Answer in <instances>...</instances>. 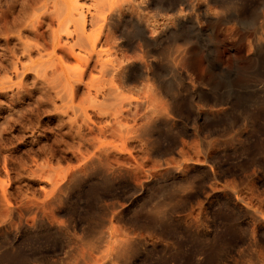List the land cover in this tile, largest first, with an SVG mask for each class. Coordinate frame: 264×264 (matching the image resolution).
I'll return each mask as SVG.
<instances>
[{
	"label": "rangeland",
	"instance_id": "rangeland-1",
	"mask_svg": "<svg viewBox=\"0 0 264 264\" xmlns=\"http://www.w3.org/2000/svg\"><path fill=\"white\" fill-rule=\"evenodd\" d=\"M162 1L0 0V264H264V0H184L167 28ZM110 80L123 125L157 99L132 139L98 134Z\"/></svg>",
	"mask_w": 264,
	"mask_h": 264
},
{
	"label": "bare ground",
	"instance_id": "bare-ground-1",
	"mask_svg": "<svg viewBox=\"0 0 264 264\" xmlns=\"http://www.w3.org/2000/svg\"><path fill=\"white\" fill-rule=\"evenodd\" d=\"M164 2H166L167 4L166 5H164V6H160L159 8H161L163 11H165V12H170V13H174L173 15H171V14H169V16H167L166 18L167 19H164L165 20V22H164V26L163 27H165L166 26V28H167V25H169V23H171V24H175V23H180L181 21H180V18H179V16H178V14H176L175 12L177 11L178 12V6H179V8L180 7H182L181 5H184V4H186V3H188L187 1L185 2L184 0H164ZM163 1H162V4L164 3ZM204 2H205V4L207 5V10H209V7L210 6H213V7H219L221 10V12H220V15H221V18L222 19H232V18H234V17H237V12H236V10L235 9H231V7H230V9L229 8H227L226 6H224L225 5V0H204ZM179 3V4H178ZM161 4V5H162ZM227 5V4H226ZM122 8L123 7H121V6H119V7H117L116 8V10H118V11H116V13L118 14V12L120 13V11H122ZM183 8H184V6H183ZM185 8H187V9H190L187 5H186V7ZM195 8H196V6H195ZM195 8H193V9H195ZM74 11L76 10V12L77 11H79L80 10V8H77V7H74V9H73ZM112 10H113V8H111V9H108V14L109 13H112ZM182 10V9H181ZM181 10H179V11H181ZM196 11H199L200 10V8H196L195 9ZM105 11H107V9L105 10ZM114 12V11H113ZM69 16L71 17V19H73L72 21H73V23H74V25H75V27H76V32H77V35H78V38H77V43L79 44L78 46L79 47H82L83 48V50L85 49V50H88L89 49V47H88V43H87V41H86V39L83 37V34H84V29H85V20H84V18H82L81 19V17H79L80 18V20H77V19H74V17H72V10H69ZM122 13V12H121ZM164 13V12H163ZM180 13V12H179ZM182 13V12H181ZM215 13V12H214ZM115 14V13H114ZM116 14V15H117ZM165 14V13H164ZM202 14L205 16L206 15V12H202ZM239 14V13H238ZM252 14V13H251ZM202 15V16H203ZM207 17V16H206ZM241 17V16H240ZM249 17V16H248ZM204 18V17H203ZM247 18V17H246ZM246 18H245V20H246ZM243 19V18H242ZM241 19V20H242ZM253 19H254V17H253ZM249 20H250V18H249ZM226 21V20H225ZM240 23V22H239ZM244 23H246V22H244ZM247 23H248V21H247ZM181 24V23H180ZM80 39V40H79ZM57 40V39H56ZM78 40H79V42H78ZM7 41V40H6ZM58 45H59V43H58ZM81 48V49H82ZM11 50V49H10ZM10 50H8V51H10ZM14 50V49H13ZM13 50L11 51V56L13 55L12 53H13ZM55 50V49H54ZM26 51H28V50H26L25 49V53H26ZM29 52V51H28ZM25 53H23L24 55H25ZM92 53H94V50H92ZM10 54V53H9ZM14 55H15V52H14ZM12 56L13 58L16 56ZM92 55V54H91ZM93 55H95L96 56V58H97V62L96 63H98V62H100V71L103 73V74H105V75H107V76H112V78H113V76L116 74L117 75V78L118 77H120L122 74L121 73H123L122 71H124L125 69H126V67H123L122 65H117V66H114L113 65V63H111V62H109V61H99L100 59H101V54L100 53H97V54H93ZM90 57V56H89ZM93 57V56H92ZM88 58V57H87ZM14 59H16V57L14 58ZM75 59L77 60V62H80L81 60V58H77V57H75ZM99 59V60H98ZM16 60H18V59H16ZM92 60V59H91ZM127 60V58L126 57H124L123 56V62H125ZM18 62V61H17ZM16 61L13 63V64H15V66L16 65H18L19 66V64L17 63ZM17 63V64H16ZM89 63H90V59H87L86 60V63H85V68H87V66L89 65ZM3 67V66H2ZM20 67H22L21 65H20ZM12 68H15V67H12ZM5 69H6V67H5ZM17 69V68H16ZM15 69V70H16ZM1 70V69H0ZM3 71H4V68L2 69ZM14 70V71H15ZM18 70V69H17ZM6 72H7V69H6ZM38 72V71H37ZM84 72H86V71H84V69H79V70H77V71H68V70H66V71H64L63 73H64V75H63V78H64V82H65V87H67V88H65L66 90L68 89L69 91H71L72 90V92H73V90H74V85L75 84H77V83H81L82 82V78H83V75H84ZM16 73V72H15ZM17 73H18V71H17ZM17 73H16V76H17ZM39 73V72H38ZM127 73V72H126ZM14 74V73H13ZM15 75V74H14ZM43 77H45V74H43ZM125 77H127V76H125ZM10 80V79H9ZM112 80V79H111ZM110 80V83L108 84V86L106 87V88H103V90L102 91H100L99 90V92H97V93H100L99 95H101L102 96V100H100V102H99V104L97 105L96 103H95V105H93V108H97L98 109V111H100L99 113H103L104 112V115H106V117H107V115H109L110 117H113L114 118V124H111V123H106L107 125H104L103 127H101V128H99L100 130H98V134H101V137H102V135L104 136L106 133H108L109 131H112V134H116L121 140H124L125 138L127 139V138H131L133 135H138V134H141V133H143L145 130H146V128L148 127V125L150 124V123H152V117H153V115H151V113L153 112L152 110H155L156 111V97H155V95H151L150 96V98L145 102V103H142V105L144 106V108H145V110L147 111V110H149L150 108H152L151 109V113L150 114H147V116L145 117V119H143V121H144V123L142 124V123H140V124H138V122H137V119H135L134 118V120H133V125H130V126H127V125H123L122 124V122L119 120L120 119V114L121 113H123V112H121L122 111V108H120V106L122 105V94H121V92H120V87H118V86H115V85H113V81H111ZM117 80V79H116ZM6 81V80H5ZM10 81H12V80H10ZM6 84V85H5ZM8 84V85H7ZM12 87V86H11ZM7 88H10V84L9 83H6V82H3V83H1L0 82V91H2V90H6ZM71 92V93H72ZM102 101V102H101ZM107 102V104H105ZM110 102H115V103H113V104H110ZM132 104V103H131ZM141 104V103H140ZM135 105H136V103H135ZM137 105H139L138 103H137ZM136 105V106H137ZM141 105V106H142ZM129 106V105H128ZM112 107V108H111ZM110 108V109H109ZM158 108V107H157ZM81 111L80 112H83V114L85 115V117H87V112L84 110V109H80ZM110 110H114V111H111L110 112ZM106 111V112H105ZM148 112V111H147ZM162 112V111H161ZM154 113V112H153ZM100 116H101V114H99ZM163 115V114H162ZM102 117H103V115H102ZM88 121H89V118L87 117L86 118ZM122 119V118H121ZM146 120V121H145ZM86 120L84 119V122H82V124H84V123H86L85 122ZM142 121V122H143ZM78 122V121H77ZM108 122V121H107ZM126 123V122H125ZM77 126V125H76ZM79 127V129H77L76 131L78 132V134H80L81 133V131H83L82 130V126H78ZM85 128V127H84ZM88 128H89V126H88ZM91 129H89V131H90ZM99 131H100V133H99ZM90 132H92V130L90 131ZM83 133V132H82ZM81 133V134H82ZM77 134V133H76ZM77 136V135H76ZM100 136V135H99ZM79 137V139H80V136H78ZM83 137V138H82ZM81 139L82 140H84V136L83 135H81ZM132 139V138H131ZM128 140V139H127ZM130 140V139H129ZM90 255H87V257H89ZM82 257V256H81ZM104 258H103V260L104 259H106L107 257H108V253H106V255L105 256H103ZM90 258V260H88V261H90L92 264H95L94 262H92V256L91 257H89ZM100 259V258H99ZM98 259V260H99ZM102 259V258H101ZM95 261V260H94ZM89 262V263H90ZM101 262V261H100ZM99 262V263H100ZM85 263V262H84Z\"/></svg>",
	"mask_w": 264,
	"mask_h": 264
}]
</instances>
